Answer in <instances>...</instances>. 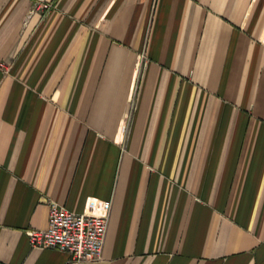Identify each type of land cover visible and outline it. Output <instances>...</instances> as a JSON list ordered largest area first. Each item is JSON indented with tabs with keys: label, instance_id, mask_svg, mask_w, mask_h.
Listing matches in <instances>:
<instances>
[{
	"label": "crops",
	"instance_id": "crops-1",
	"mask_svg": "<svg viewBox=\"0 0 264 264\" xmlns=\"http://www.w3.org/2000/svg\"><path fill=\"white\" fill-rule=\"evenodd\" d=\"M0 264H264V0H0Z\"/></svg>",
	"mask_w": 264,
	"mask_h": 264
},
{
	"label": "built area",
	"instance_id": "built-area-1",
	"mask_svg": "<svg viewBox=\"0 0 264 264\" xmlns=\"http://www.w3.org/2000/svg\"><path fill=\"white\" fill-rule=\"evenodd\" d=\"M108 215L77 213L58 203L50 204L47 228L28 230L32 246L64 251L75 260L102 258Z\"/></svg>",
	"mask_w": 264,
	"mask_h": 264
}]
</instances>
